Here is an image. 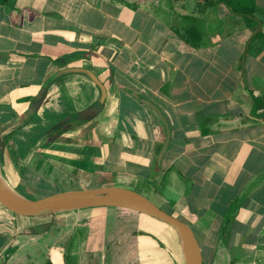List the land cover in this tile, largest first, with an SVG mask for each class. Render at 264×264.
Here are the masks:
<instances>
[{"label":"crops","instance_id":"1","mask_svg":"<svg viewBox=\"0 0 264 264\" xmlns=\"http://www.w3.org/2000/svg\"><path fill=\"white\" fill-rule=\"evenodd\" d=\"M197 3L0 0L1 172L21 199L59 187L152 195L193 229L204 264H264V0L253 27L222 3ZM69 68L95 73L105 101L71 73L37 102ZM134 94L169 123L161 164L165 127ZM79 220V251H102L103 264H187L178 231L156 218L101 207Z\"/></svg>","mask_w":264,"mask_h":264},{"label":"water","instance_id":"2","mask_svg":"<svg viewBox=\"0 0 264 264\" xmlns=\"http://www.w3.org/2000/svg\"><path fill=\"white\" fill-rule=\"evenodd\" d=\"M71 73L87 75L101 89L102 102L105 101L107 95L106 88L95 73L83 68H69L56 73L45 83L37 96V102L41 101L47 88L54 81ZM134 97L147 107L151 108L158 115L161 123L165 127L166 141L159 156V164H161L171 142L169 123L163 112L154 103L143 99L136 94H134ZM0 203L11 212L24 217H37L57 209L67 208L79 210L88 208L118 207L133 210L156 218L175 228L184 236L188 248L193 255L192 258L186 255L187 264H204L201 247L193 229L179 218L158 207L142 194L130 189L122 187H102L88 190L66 191L39 200H28L11 196L0 185Z\"/></svg>","mask_w":264,"mask_h":264},{"label":"rangeland","instance_id":"3","mask_svg":"<svg viewBox=\"0 0 264 264\" xmlns=\"http://www.w3.org/2000/svg\"><path fill=\"white\" fill-rule=\"evenodd\" d=\"M61 190L62 187L52 191H36L31 194V199L39 200L62 193L58 192ZM148 199L160 204L152 195ZM12 214L0 203V235L6 239L5 247H8L7 251H0V264H103L102 251H79L81 221L78 209H57L44 214V220H35L33 224L29 221L18 222ZM176 240L179 248H183L179 232ZM68 248L70 250L66 251Z\"/></svg>","mask_w":264,"mask_h":264},{"label":"trees","instance_id":"4","mask_svg":"<svg viewBox=\"0 0 264 264\" xmlns=\"http://www.w3.org/2000/svg\"><path fill=\"white\" fill-rule=\"evenodd\" d=\"M197 3V10H200L201 8H209V7H214L218 4H224L228 10L243 18L247 25L249 27L253 26H258L260 25V21L255 15L256 12V0H196ZM190 20H193L197 22L196 19L190 18ZM188 36L192 40L196 39L198 40L199 38L202 37L201 32L198 30V26L195 24L192 26L189 31H188ZM262 35V32H259L256 34V36L253 39V44L258 40ZM257 108L261 106L259 103L256 105ZM2 141L0 142V147H2Z\"/></svg>","mask_w":264,"mask_h":264},{"label":"bare ground","instance_id":"5","mask_svg":"<svg viewBox=\"0 0 264 264\" xmlns=\"http://www.w3.org/2000/svg\"><path fill=\"white\" fill-rule=\"evenodd\" d=\"M0 171H1V167H0ZM0 185L11 196H13L15 198H20L19 195L9 186V184L7 183L5 178L3 176H1V172H0ZM182 245H183V248L186 252V255H188L192 258L193 255H192L191 251L189 250L187 242H186L183 235H182ZM186 245H187V249H185Z\"/></svg>","mask_w":264,"mask_h":264}]
</instances>
